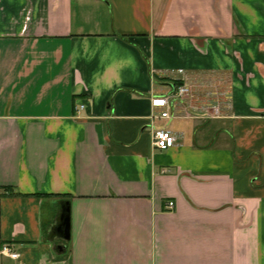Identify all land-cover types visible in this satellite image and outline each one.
<instances>
[{
    "label": "crops",
    "instance_id": "0c3cea01",
    "mask_svg": "<svg viewBox=\"0 0 264 264\" xmlns=\"http://www.w3.org/2000/svg\"><path fill=\"white\" fill-rule=\"evenodd\" d=\"M0 264H264V0H0Z\"/></svg>",
    "mask_w": 264,
    "mask_h": 264
},
{
    "label": "built area",
    "instance_id": "2783aa9c",
    "mask_svg": "<svg viewBox=\"0 0 264 264\" xmlns=\"http://www.w3.org/2000/svg\"><path fill=\"white\" fill-rule=\"evenodd\" d=\"M191 93H192V88L190 87V85L187 83H183L177 87L176 92L173 95L177 97H183ZM173 95L167 94V95H157L153 97L152 106L154 108L162 109V112L160 114L161 118L167 119L171 117L169 106ZM80 107L82 108L83 105H81ZM218 111H219L218 109H215L213 115H217L219 113ZM175 144H176V136L170 129L166 127H161L155 130L154 145L156 148L160 150H167L173 147ZM174 203L175 202L170 201L169 206L173 207ZM2 251L13 258L19 256L17 252L12 251L11 247L8 244L4 245Z\"/></svg>",
    "mask_w": 264,
    "mask_h": 264
},
{
    "label": "water",
    "instance_id": "95a60500",
    "mask_svg": "<svg viewBox=\"0 0 264 264\" xmlns=\"http://www.w3.org/2000/svg\"><path fill=\"white\" fill-rule=\"evenodd\" d=\"M57 230L65 241H69L71 239V216L69 202H66V205L63 207L61 223Z\"/></svg>",
    "mask_w": 264,
    "mask_h": 264
},
{
    "label": "rangeland",
    "instance_id": "374dc122",
    "mask_svg": "<svg viewBox=\"0 0 264 264\" xmlns=\"http://www.w3.org/2000/svg\"><path fill=\"white\" fill-rule=\"evenodd\" d=\"M221 86L223 87V83H221ZM227 90V89H226ZM215 91V90H214ZM213 91V92H214ZM214 94V99H218V97L219 98H226L228 95L223 91V90H217V93H213ZM223 101V100H222ZM222 101H220L219 100V103H218V101H214V102H209V103H207L208 105V107H211L212 109V112L211 113H214V110L215 109H218L219 111L218 112H220L221 110H223L224 109V106L220 103V102H222ZM225 102H227V99H225Z\"/></svg>",
    "mask_w": 264,
    "mask_h": 264
},
{
    "label": "trees",
    "instance_id": "16d2710c",
    "mask_svg": "<svg viewBox=\"0 0 264 264\" xmlns=\"http://www.w3.org/2000/svg\"><path fill=\"white\" fill-rule=\"evenodd\" d=\"M180 84H181V83H180ZM177 85H178V84H176V86H177ZM62 196H63V195H62ZM66 197H67V196H66ZM68 198H69V197H68ZM68 198H67V199H68ZM67 201H68V200H67ZM67 242H68V241H67Z\"/></svg>",
    "mask_w": 264,
    "mask_h": 264
}]
</instances>
